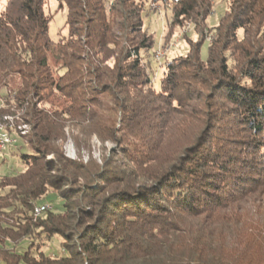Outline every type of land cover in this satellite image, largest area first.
Listing matches in <instances>:
<instances>
[{"label":"trees","instance_id":"16d2710c","mask_svg":"<svg viewBox=\"0 0 264 264\" xmlns=\"http://www.w3.org/2000/svg\"><path fill=\"white\" fill-rule=\"evenodd\" d=\"M45 1L0 12V123L17 117L30 150L0 176V264H264V0H228L214 24L210 0H170L164 36L199 38L157 86L136 0H56V40ZM67 129L116 150L67 158ZM55 234L65 254L36 242Z\"/></svg>","mask_w":264,"mask_h":264},{"label":"rangeland","instance_id":"374dc122","mask_svg":"<svg viewBox=\"0 0 264 264\" xmlns=\"http://www.w3.org/2000/svg\"><path fill=\"white\" fill-rule=\"evenodd\" d=\"M210 1L213 5V11L207 20L210 24H214L223 9L227 7L228 0ZM136 2L141 4L143 6L144 13L146 12L144 23L151 26L154 25L156 45L150 51L142 52L141 57L143 64L147 67L153 82L157 86L165 63L168 60L185 53L188 49L189 41L195 42L198 40L199 36L194 31L193 26L188 23H184L183 26L175 27L172 32L170 31L171 33L168 31V33L164 36L166 31L165 23L167 22V18L170 16V0H136ZM5 3L6 0H0V12L3 10ZM44 12L51 18L48 30L50 37L53 40H56L60 35H64L66 33V28L64 27L66 15L65 5L58 9V2L56 0H46L44 3ZM210 36L211 34L207 32L203 34L205 43L209 42ZM202 56H206V45L202 47ZM7 118L10 121V126H8L6 122L2 123V126L8 134L11 135L10 139L12 140V145H8L4 148V150L0 151V176L4 173H9L12 170L19 169L17 157L18 152L30 151L23 145L22 140L15 130V121L18 118L12 117V115L7 116ZM17 128L22 130L21 132L23 133L27 129L25 125H20ZM67 130V138L62 144L63 153L67 158L81 159L83 162L92 159L93 161L100 163L105 156H108L113 150H116L114 143L110 141L102 142L95 135L88 138V140L83 137V139L75 143L70 134H68L69 129ZM3 159L5 160L2 161ZM44 203L51 204V202L48 201H45ZM60 240L61 236L55 234L48 241L43 239V241L36 240V242H41L39 244L40 250L44 253L61 255L65 254V252L61 248ZM28 244L29 240L26 239L20 243L16 249H25Z\"/></svg>","mask_w":264,"mask_h":264},{"label":"built area","instance_id":"2783aa9c","mask_svg":"<svg viewBox=\"0 0 264 264\" xmlns=\"http://www.w3.org/2000/svg\"><path fill=\"white\" fill-rule=\"evenodd\" d=\"M12 143V140H5V133L0 132V147H7ZM41 208H49L48 204H40L37 206V213H41Z\"/></svg>","mask_w":264,"mask_h":264},{"label":"bare ground","instance_id":"6f19581e","mask_svg":"<svg viewBox=\"0 0 264 264\" xmlns=\"http://www.w3.org/2000/svg\"><path fill=\"white\" fill-rule=\"evenodd\" d=\"M0 132H4L5 133V140H11L10 137H9V134L8 132L3 128L2 124H0ZM4 148L6 147H0V151L3 150ZM45 208H41V211H43ZM35 211V214H38L37 213V207L34 209Z\"/></svg>","mask_w":264,"mask_h":264}]
</instances>
